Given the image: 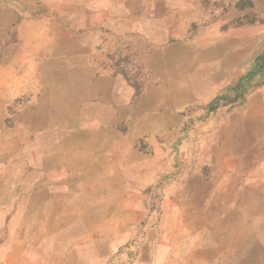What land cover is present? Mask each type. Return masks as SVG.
Masks as SVG:
<instances>
[{
  "label": "rangeland",
  "instance_id": "374dc122",
  "mask_svg": "<svg viewBox=\"0 0 264 264\" xmlns=\"http://www.w3.org/2000/svg\"><path fill=\"white\" fill-rule=\"evenodd\" d=\"M263 63L264 0H0V264L46 237L16 206L72 202L58 178L85 154L116 173L100 213L55 197L56 239L101 240L104 264H264ZM80 216L103 228L62 226Z\"/></svg>",
  "mask_w": 264,
  "mask_h": 264
},
{
  "label": "crops",
  "instance_id": "0c3cea01",
  "mask_svg": "<svg viewBox=\"0 0 264 264\" xmlns=\"http://www.w3.org/2000/svg\"><path fill=\"white\" fill-rule=\"evenodd\" d=\"M205 37V36H204ZM202 39V42H199L201 45L208 44L209 40ZM210 42H212L210 40ZM214 42V40H213ZM200 45V46H201ZM200 52H202L200 50ZM220 73H216V75L207 73L205 69H198V73L196 74L197 80L195 81H184V87H186L187 94L201 95L205 96L207 93L212 92L217 88L218 92L220 87L224 84V81H220L222 68L218 69ZM229 71V70H228ZM195 75V74H194ZM217 76L219 81H214V77ZM122 86V89L125 91L126 99L124 101H128L127 96H129V88ZM216 87V88H215ZM122 95V93H121ZM112 122H108L111 124ZM112 128L110 127V130ZM110 147V146H109ZM88 147H86L87 149ZM111 148V147H110ZM108 159H112L111 152L104 155ZM80 167L78 168V175L71 176L67 170L64 171L58 178L63 185L67 183L69 186V182L78 181L81 183L80 191L77 193L76 197L73 198V201L66 202V198L70 197L66 192H63L62 195H56L55 191H50L48 196H50V202L48 198L47 205H30L27 204L17 205L16 212V220L15 224H17L18 228L21 230H35V235H37L38 231H46V237L44 238H32L33 233L29 232L27 235H30L31 242L30 253L23 254L21 256V261L27 264H104L106 261V256H104L101 240H88L87 237L80 236L75 239L76 244L72 245L70 243V239H56L58 236L65 237L63 234L49 233L48 229H53L54 220L53 216L56 213H59L58 208L55 206V197L61 200L63 204L62 213L64 215L67 214H97L100 213L102 209H98L97 206L102 204V183L107 182L109 184L112 182V179H105L104 175H112L116 173V168H114L112 162L111 164L107 163L103 165V167H99V159L98 156L95 158L89 157V155L85 154V157L80 160ZM113 171V173H112ZM60 193V192H59ZM50 194V195H49ZM39 215L34 217L33 215ZM24 215H27L24 218ZM30 215V217L28 216ZM45 218V219H44ZM78 222L63 224L62 226H67V228L78 229V230H97L103 228L102 223L90 222L86 220V218L78 217ZM26 245V244H24ZM27 251V250H26ZM1 258V256H0Z\"/></svg>",
  "mask_w": 264,
  "mask_h": 264
},
{
  "label": "trees",
  "instance_id": "16d2710c",
  "mask_svg": "<svg viewBox=\"0 0 264 264\" xmlns=\"http://www.w3.org/2000/svg\"><path fill=\"white\" fill-rule=\"evenodd\" d=\"M264 67V63L261 65V67L259 68V69H262ZM259 69H257L256 71H251V73H256L257 71H259ZM251 73H249V74H251ZM248 75V74H247ZM245 78V77H244ZM244 78H240V80L238 81V84H237V86L240 88L241 87V85L245 82L244 81ZM246 78H247V76H246Z\"/></svg>",
  "mask_w": 264,
  "mask_h": 264
}]
</instances>
